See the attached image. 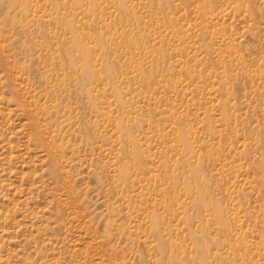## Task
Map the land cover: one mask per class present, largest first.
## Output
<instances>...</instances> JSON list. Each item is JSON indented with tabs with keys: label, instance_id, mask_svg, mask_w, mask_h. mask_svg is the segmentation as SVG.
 <instances>
[{
	"label": "rangeland",
	"instance_id": "374dc122",
	"mask_svg": "<svg viewBox=\"0 0 264 264\" xmlns=\"http://www.w3.org/2000/svg\"><path fill=\"white\" fill-rule=\"evenodd\" d=\"M0 264H264V0H0Z\"/></svg>",
	"mask_w": 264,
	"mask_h": 264
}]
</instances>
